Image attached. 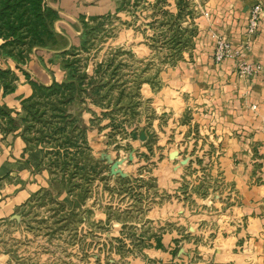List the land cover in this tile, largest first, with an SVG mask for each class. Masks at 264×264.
<instances>
[{
  "label": "rangeland",
  "instance_id": "1",
  "mask_svg": "<svg viewBox=\"0 0 264 264\" xmlns=\"http://www.w3.org/2000/svg\"><path fill=\"white\" fill-rule=\"evenodd\" d=\"M15 1L25 13L23 30L30 31L32 13L23 8L30 7L29 0ZM43 1L54 13L46 20L51 35L43 37L44 46H35L34 36L27 33L26 45L16 43L12 54L0 50V66L12 71L5 81L16 85L18 75L23 80L21 74L30 71L28 63L34 67L44 57L59 67L64 79L56 83L66 94L43 89L20 101L39 111L25 135L41 152L47 185L10 192L12 185H40V171H29L25 179L0 178V207L2 201L15 203L11 215L0 218V264H88L85 260L98 251L120 256L139 248L146 264H159L163 260L145 249L153 248L150 236L162 233L177 239L170 244V264L196 262V248L186 254L185 247L203 242L197 218L223 220L235 193L223 176L213 177V170L220 171L219 161L206 153L216 149L205 142L208 136L191 120V111L156 106L153 98L164 88L161 73L192 61L194 7L199 5L200 14L208 17L205 0H187V13L177 16L167 0L127 1L118 9H124L125 16L80 20L76 32L59 22L54 0ZM122 29L130 30L124 46L116 43ZM143 40L149 53L134 51L133 45ZM144 55L148 57L139 58ZM167 87L180 97L178 88ZM24 125L18 124L22 133ZM38 166L40 170V162ZM215 224H205L202 230H212ZM209 238L213 244L212 234ZM236 250L243 253L246 248Z\"/></svg>",
  "mask_w": 264,
  "mask_h": 264
},
{
  "label": "crops",
  "instance_id": "2",
  "mask_svg": "<svg viewBox=\"0 0 264 264\" xmlns=\"http://www.w3.org/2000/svg\"><path fill=\"white\" fill-rule=\"evenodd\" d=\"M127 1L133 2L54 0L51 5L61 12L59 22L74 27L76 32L80 29V20L92 21L94 18L114 14L125 16V10L118 11V8ZM167 1L170 11H177L176 0ZM258 2L264 7V0H205L208 17L201 15L199 5H196L197 37L192 61H182L180 67L161 73L164 88L159 94L155 92L153 98L156 106L179 108L181 112L186 107L191 111V120L208 136L205 142L213 145L212 150H217L218 147V152L215 150L210 154L206 153L211 159L216 157L219 161L220 171L213 170V177L216 173L223 176L225 183L235 193L234 197L229 198V209L222 215L223 220L211 217L207 219L208 217L203 216L197 218V234L203 235V242L198 240L195 245L186 244L185 253L188 254L196 248L197 257L196 262L190 263L187 259L183 264H264V11L260 15L257 32L252 35L247 31L250 9ZM146 31L152 33V30ZM126 32L130 33V30ZM126 32L122 29L116 40L120 46L130 41L125 38ZM215 36L223 37L233 47H239L242 58L248 62L259 63L260 71L240 78L235 73L232 59L215 63L212 58ZM133 48L134 51H150L146 40L138 45L134 44ZM147 57L148 55L139 56L144 59ZM42 60L38 64L34 63V67L32 61L28 63L30 71L27 75L21 74L23 80L17 74L18 82L12 92L2 96L0 90V104L6 105L12 115L21 112L20 101L32 97L33 83L48 86L53 82L63 81L59 67L54 62L46 61L44 57ZM6 63L5 66H9ZM48 68L51 73L47 71ZM167 85L178 88L180 97L177 95L178 91ZM30 145L18 129L7 133L0 132V178L16 175L25 179L29 171H40V185L30 184L27 189L11 184L10 192L36 190L47 185L45 179L48 172L41 168V152ZM3 192L4 188L0 189V194ZM6 202L8 200L2 201L4 205L0 207V218L9 217L15 207V203L8 205ZM2 207L5 212H2ZM211 223H216L212 230H202L205 224L209 226ZM211 234L213 244L209 242ZM174 240L177 239L171 234L162 233L158 237L152 235L148 241L153 242L150 245L153 248L150 251L145 249V252L149 256L160 257L163 261L159 264H170V244ZM243 245L246 248L243 253L236 250ZM126 251L127 255L120 256L98 251L99 254L96 253L85 261L88 264H146L143 248H139L137 252L132 249Z\"/></svg>",
  "mask_w": 264,
  "mask_h": 264
},
{
  "label": "trees",
  "instance_id": "3",
  "mask_svg": "<svg viewBox=\"0 0 264 264\" xmlns=\"http://www.w3.org/2000/svg\"><path fill=\"white\" fill-rule=\"evenodd\" d=\"M139 0H133V2H138ZM19 2H25V0H21ZM132 2V3H133ZM23 4V3H22ZM29 8L26 5H23V8H26V12H31L34 26L30 31H24L23 27L27 26V24H24V14L22 11H19L20 4H16V1L14 0H0V38L3 40V42L0 44V50H7L6 53L12 54V52L15 49V44L18 43L20 45H26L24 43L25 35L27 33H31L35 40L37 41L35 46L43 47L44 46V39L43 37L45 35H51L49 33L48 24L46 23V20L48 17L53 16V9H50V6L45 3L43 0H29ZM36 7V8H35ZM176 7H177V15H182L184 12L187 13L188 10V2L187 0H176ZM122 8V6H120ZM118 8V9H120ZM13 11L15 15L11 12ZM170 14V13H169ZM172 15V14H170ZM103 17L94 18L92 21H99ZM26 28V27H25ZM180 29V27H179ZM184 31V30H183ZM170 40V39H169ZM171 41V40H170ZM167 41H165L166 43ZM169 42V41H168ZM9 49H6V48ZM23 53L22 51H18V54ZM8 55V54H7ZM12 75V71H10L8 68H3L0 66V90L2 93V96H4L7 93H10L14 90V86L12 84L7 83L6 76ZM81 80V78H80ZM70 82V79H68ZM67 84V83H65ZM69 84V83H68ZM34 86V93L31 98H34L36 95L40 94V91L43 89H47V91H51L53 94H58L59 96H63L66 94L61 89H63V85L58 84L56 82L51 83L48 86L45 85H39L36 83H33ZM59 88V89H58ZM70 88V85L68 89ZM28 101H23L21 105L22 111L20 113H17L16 115H20L19 119L17 117H13L11 110L4 104H0V132L7 133L11 131H15L18 128L19 122L22 124L25 123V128L27 130L22 129L23 137L28 141L29 143L33 144L32 141H34L31 137L28 138L27 135H25V131H29L32 129V123L33 117L35 115H38V109H33V105H29L27 103ZM62 130H65V127H63ZM43 141L42 137L40 138V142Z\"/></svg>",
  "mask_w": 264,
  "mask_h": 264
},
{
  "label": "built area",
  "instance_id": "4",
  "mask_svg": "<svg viewBox=\"0 0 264 264\" xmlns=\"http://www.w3.org/2000/svg\"><path fill=\"white\" fill-rule=\"evenodd\" d=\"M263 11L264 7L261 3L258 2L252 5L247 19V31L249 34L253 35L257 32L260 15ZM241 52L239 47H233L223 37H215L212 55L215 63H221L226 59H232L234 61L235 73L240 78L257 74L261 69L260 64L244 60L241 56Z\"/></svg>",
  "mask_w": 264,
  "mask_h": 264
}]
</instances>
